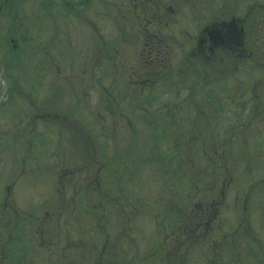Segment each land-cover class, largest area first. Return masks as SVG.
<instances>
[{"label":"rangeland","instance_id":"1","mask_svg":"<svg viewBox=\"0 0 264 264\" xmlns=\"http://www.w3.org/2000/svg\"><path fill=\"white\" fill-rule=\"evenodd\" d=\"M16 1L0 12V224L9 222L0 225V264H264L259 57L207 83L202 72L203 81L190 74L141 90L118 84L119 66L133 65L139 45L120 32L121 24L138 30L135 0ZM165 1L178 77L199 30L246 9L243 0H216L215 11V0ZM98 58L104 68L90 64ZM211 87L208 103L200 97ZM200 109L215 116L195 118ZM89 112L99 120L90 137ZM23 115L27 128L15 127ZM199 202L213 220L192 245L177 247L172 231L184 215L175 208ZM59 241L76 242L68 254Z\"/></svg>","mask_w":264,"mask_h":264},{"label":"flooded vegetation","instance_id":"2","mask_svg":"<svg viewBox=\"0 0 264 264\" xmlns=\"http://www.w3.org/2000/svg\"><path fill=\"white\" fill-rule=\"evenodd\" d=\"M21 1V0H20ZM52 2V0H47ZM8 2H17L16 0H0V12L4 5H9ZM246 4V9L244 14L236 15L232 13L227 18L226 15H222L221 18L219 15L214 17V21L210 25L203 26L197 35L195 36L196 44L191 46L189 51L186 49L183 55L182 66L180 71V77L178 74L172 73V61H171V48L168 43L170 38L166 32V28L169 24V18L165 13V8L163 6L167 5L165 0H135L134 2V18L132 20V26L138 30L126 31L127 28L123 27L121 24V34L124 35V32L132 35L138 42V46L135 47V60L133 65L130 63L129 67H125L124 62L119 66L121 79L118 81V84H127V85H138L141 86V90L146 86H150V89L153 86L162 85L166 80L173 79H184L190 74H195L198 77H193L192 79H197L202 77L201 74L204 72L205 76L208 78L205 82H209V78H212L215 73L219 75H224L227 70H235L238 65H247V60H251L254 57H259V61L255 60L254 63H259L264 67V35L262 33L261 26L264 24V0H243ZM50 5V4H49ZM214 11L219 7V2L213 3ZM138 8L142 9L144 13L139 14ZM121 9H119L120 11ZM166 14V15H165ZM215 16V15H214ZM118 17H121V22H123L124 15L119 13ZM257 25L259 29L257 30ZM103 37V35H101ZM12 38L10 42H12ZM12 48L16 49V45L13 43ZM119 52L116 50V53ZM108 50H105L100 55H105V60L109 59ZM225 55V56H224ZM220 59L221 61H219ZM95 60V59H94ZM93 60V61H94ZM128 60V58H127ZM103 61L101 59H96L91 65H101L103 68ZM232 66V67H231ZM238 66V67H237ZM10 64L7 62L5 66V75L12 76L10 72ZM208 67V68H206ZM206 68V70H205ZM58 70V68H56ZM204 69V70H203ZM203 70V71H202ZM220 71V72H219ZM219 72V73H218ZM42 77V74H41ZM12 78V77H11ZM203 83V82H202ZM245 83L243 79H240L238 84ZM185 85V84H184ZM187 86V87H186ZM190 86V85H189ZM188 85H185V89L189 88ZM206 87V86H204ZM209 93L201 96L200 99L212 103L215 102V89L211 87L207 90ZM149 94V93H148ZM154 95L158 96L157 93L150 94L148 99H153L155 101ZM194 94H190L192 97ZM251 95L257 100L258 94L255 91H251ZM188 96V94L186 95ZM190 99V98H188ZM260 100V99H259ZM169 110V109H168ZM55 117H59L56 111L51 112ZM170 112L165 114L163 117L169 119L172 117ZM44 114L41 112L32 114L30 118L43 117ZM92 116V115H91ZM215 116V111L204 112L202 109L197 111L195 118L201 117H213ZM62 119H66L73 124L76 122V119L73 115H61ZM94 117V116H93ZM89 116L84 127L86 135L90 137L88 128L92 132V125L99 122L98 119H95ZM184 117H190L185 115ZM28 116L23 115V119L20 123H15V127L26 129L28 123ZM92 118V120H90ZM101 120V117L99 118ZM88 124V125H87ZM101 121V126H102ZM59 127V126H58ZM87 128V129H86ZM192 137H195V133H190ZM197 206L196 204L194 205ZM177 213L187 214L189 210H186V206L182 208H175ZM190 211H194L192 208ZM37 219V218H35ZM38 225V222H34ZM0 225H9V222H5ZM179 225H176L178 229ZM168 225H165V230L167 231ZM176 229V230H177ZM184 230V229H183ZM165 231V232H166ZM175 231V230H174ZM174 234V232L172 231ZM177 235V234H175ZM63 242V241H59ZM76 241H66L63 242L62 249H65V252H68L70 249H67L70 245L75 246ZM73 251V250H71ZM63 254V252H62ZM166 256V254H165ZM96 264H104L101 259H96L94 261ZM55 263V261H54ZM62 264V262L60 263Z\"/></svg>","mask_w":264,"mask_h":264},{"label":"trees","instance_id":"3","mask_svg":"<svg viewBox=\"0 0 264 264\" xmlns=\"http://www.w3.org/2000/svg\"><path fill=\"white\" fill-rule=\"evenodd\" d=\"M45 3L49 4L50 2H45ZM215 153H217L216 149H215ZM196 205H197L196 207L195 206L191 207L194 210L193 212L189 211L187 214L184 213L181 214L175 212L176 215L179 214L180 216L182 215V217L184 215L183 218L184 225H179L181 229L178 228L177 230L173 231L174 234H177L176 237H179V242H178L179 245H177V247L181 248V245L185 244L183 245V247L188 248L189 245H192L193 242L196 241V237L199 236V234L197 233H200L201 232L200 230H203L202 225L206 227L210 225V223L213 220L211 214H209L210 213L209 208L211 207L210 205L204 207L202 206L201 202H199ZM186 243H188L189 245H186Z\"/></svg>","mask_w":264,"mask_h":264}]
</instances>
